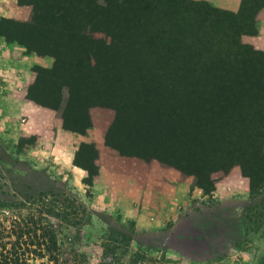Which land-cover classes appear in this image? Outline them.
Instances as JSON below:
<instances>
[{
  "label": "rangeland",
  "instance_id": "1",
  "mask_svg": "<svg viewBox=\"0 0 264 264\" xmlns=\"http://www.w3.org/2000/svg\"><path fill=\"white\" fill-rule=\"evenodd\" d=\"M29 1L17 0L28 19ZM36 1L38 14L66 15L77 34L78 0ZM263 7L131 0L124 50L89 31L73 39L93 41L60 63L0 38V223L46 204L65 212L41 217L57 234L59 264H264V173L250 188L245 165L189 154L211 152L228 128L229 149L245 143L239 116L264 103V55L252 52L264 53ZM180 86L196 91L184 137ZM163 175L167 196L174 180L188 185L176 204L155 195Z\"/></svg>",
  "mask_w": 264,
  "mask_h": 264
},
{
  "label": "trees",
  "instance_id": "2",
  "mask_svg": "<svg viewBox=\"0 0 264 264\" xmlns=\"http://www.w3.org/2000/svg\"><path fill=\"white\" fill-rule=\"evenodd\" d=\"M52 1L54 0L45 1L48 4L47 7H54ZM130 1L100 0L101 3H98V0L76 1V6H81L83 11L75 28L77 30V34H75L68 28L66 15L60 19H53L51 15H40L36 6H39L41 1L30 0L29 5L33 8L30 19L28 21H16L1 18L0 38H3L7 43L16 42L38 55L53 57L57 63L66 61L69 59V53L76 52L80 46H86L89 42H92L93 40L79 42L73 39L77 35L86 36L89 31L102 32L110 39L109 44L112 50L120 52L124 50L123 47L127 46L128 38L131 36L127 32L128 30H124L126 23L123 22L127 16L126 9ZM148 4L147 1L145 5ZM37 30L42 32V37L34 43ZM241 48L249 50L248 47ZM252 52L264 55L263 52L254 50ZM110 57L114 56L110 55ZM194 83L196 85V82ZM180 87V100L176 105L178 107L176 118L182 123L180 132L184 137L189 133L187 126L189 91L194 89ZM194 92L196 93L195 90ZM232 120L233 118L230 117L228 122L233 124ZM238 122H240L242 129L245 128V124L248 127L243 137V139L246 137L245 143H239L238 149H229V145L232 146L233 143L225 144L234 137L235 133V131L228 128L223 139L221 138L215 143L221 142V144H218V148L214 144L211 152L195 154L190 152L189 154L199 160L204 158L203 161L214 164L235 162L240 163L239 165H245L242 171L249 179V186L252 188L253 179L256 178V170L264 173V103L260 104V108L255 115L254 113H241ZM236 132L239 135V131ZM223 144L225 145L220 146ZM114 149L116 150V148ZM119 154L139 156L135 152L125 153L119 151ZM262 175L264 176V174ZM35 212L38 213L36 217H34V214H30L27 219L6 218L5 223H0V264L60 263L61 251L57 234L52 226L42 224L41 217L43 216L42 213L52 217H60L65 215V212L56 211L53 208L47 209V204L42 207V210H35Z\"/></svg>",
  "mask_w": 264,
  "mask_h": 264
},
{
  "label": "crops",
  "instance_id": "3",
  "mask_svg": "<svg viewBox=\"0 0 264 264\" xmlns=\"http://www.w3.org/2000/svg\"><path fill=\"white\" fill-rule=\"evenodd\" d=\"M192 1L206 3L217 10L236 14L241 10L244 0H192ZM27 17H28L27 5H20L17 3V0H0V19L6 18V19H13L16 21H26L28 19ZM256 21L258 24V34L255 37L256 38L255 45L256 48L264 50V7L259 11ZM173 183L174 184L171 186L172 188V192H170L171 195L167 196L165 194V189L167 185L165 183V177L163 175L161 183H158L159 185H157V189H156L157 192L155 193L157 198L158 199L160 198V200L171 199L174 200L175 204L179 202V200H181V196L183 195V193L187 192L188 185L175 180L173 181Z\"/></svg>",
  "mask_w": 264,
  "mask_h": 264
}]
</instances>
